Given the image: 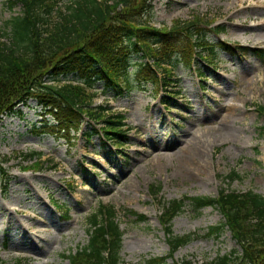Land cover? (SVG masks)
Returning a JSON list of instances; mask_svg holds the SVG:
<instances>
[{"label":"rangeland","instance_id":"rangeland-1","mask_svg":"<svg viewBox=\"0 0 264 264\" xmlns=\"http://www.w3.org/2000/svg\"><path fill=\"white\" fill-rule=\"evenodd\" d=\"M151 5L153 27L200 18L208 29L221 30L210 33V43L229 45L234 52H220L212 67L204 60L180 65L173 72L174 87L157 96L151 85L118 97L104 94L98 84L93 105L125 116L129 130L121 152L102 136L89 140L88 120L72 142L45 133L49 128L35 100L4 116L0 161L8 162L0 169V264H68L64 258L88 244V220L100 203L118 210L125 263L202 264L241 252L228 230L219 238L206 236L224 222L218 210L196 214L188 207L174 219L173 232L202 237L170 257L160 202L216 198L221 189L264 196V61L238 50L264 49V40L255 41L264 33V0H152ZM21 12L10 0H0V34ZM225 104L238 108L233 135L222 127ZM194 136L202 138L201 165H191L181 153ZM234 171L240 178L228 184L225 179ZM119 181L127 187L114 195ZM159 186L160 198L153 199L150 188Z\"/></svg>","mask_w":264,"mask_h":264},{"label":"trees","instance_id":"trees-1","mask_svg":"<svg viewBox=\"0 0 264 264\" xmlns=\"http://www.w3.org/2000/svg\"><path fill=\"white\" fill-rule=\"evenodd\" d=\"M62 2L10 0L11 7L20 6L22 12L13 16L0 34V122L4 116L14 115L20 105L35 100L42 115L54 121L50 124V119L45 120L49 128L45 133L72 142L88 120L89 140L102 136L121 152L129 130L125 116L93 105L98 84H103L104 94L111 92L118 97L151 85L157 96L161 90L174 87L173 72L180 65L191 67L204 60L212 66L217 60L220 47L210 43L212 30L207 22L197 18L175 22L170 28H155L151 25L152 0ZM217 32L221 30L217 28ZM257 56L264 60V51ZM135 57L141 61L134 62ZM7 162L0 161L1 170ZM239 178L234 171L225 180L229 184ZM8 184L6 175L4 186ZM150 191L153 199L160 198L161 186ZM160 205L159 220L170 257L202 237L197 233L175 235L174 219L188 207L196 214L212 207L224 222L211 227L206 236L219 238L228 230L241 252L234 250L202 264H264V196L221 189L216 198L185 197ZM133 216L147 221L143 215ZM88 224V244L68 255V264H128L121 257L125 232L118 210L100 203ZM160 262L153 259L150 264ZM16 264L28 263L18 260Z\"/></svg>","mask_w":264,"mask_h":264},{"label":"bare ground","instance_id":"bare-ground-1","mask_svg":"<svg viewBox=\"0 0 264 264\" xmlns=\"http://www.w3.org/2000/svg\"><path fill=\"white\" fill-rule=\"evenodd\" d=\"M255 38H256L255 41L264 40V33L257 34ZM225 109H226V115L224 116L222 127L224 131H229V133L233 135L235 131L234 130L235 126L233 125L237 121V119L235 120V115L236 112H238V108L235 105L225 104ZM201 143H202V138L194 136L191 141H188V143L186 144V148L181 151L186 161L188 160L191 165H201L200 158H201V153L203 152L200 149L202 146L200 145ZM118 184H119L118 190L115 191L114 195H118L119 193H121V190H124L127 187L128 183L119 181Z\"/></svg>","mask_w":264,"mask_h":264}]
</instances>
